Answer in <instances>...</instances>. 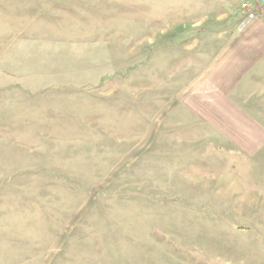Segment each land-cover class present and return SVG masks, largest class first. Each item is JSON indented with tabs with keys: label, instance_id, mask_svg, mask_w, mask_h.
<instances>
[{
	"label": "rangeland",
	"instance_id": "374dc122",
	"mask_svg": "<svg viewBox=\"0 0 264 264\" xmlns=\"http://www.w3.org/2000/svg\"><path fill=\"white\" fill-rule=\"evenodd\" d=\"M262 1L0 0V264H264V151L187 105Z\"/></svg>",
	"mask_w": 264,
	"mask_h": 264
},
{
	"label": "crops",
	"instance_id": "0c3cea01",
	"mask_svg": "<svg viewBox=\"0 0 264 264\" xmlns=\"http://www.w3.org/2000/svg\"><path fill=\"white\" fill-rule=\"evenodd\" d=\"M242 32L187 105L212 141L251 157L264 151V108L255 107L264 104V18Z\"/></svg>",
	"mask_w": 264,
	"mask_h": 264
},
{
	"label": "built area",
	"instance_id": "2783aa9c",
	"mask_svg": "<svg viewBox=\"0 0 264 264\" xmlns=\"http://www.w3.org/2000/svg\"><path fill=\"white\" fill-rule=\"evenodd\" d=\"M258 18L257 11H250L239 23L238 30L243 31L246 29L250 24H252ZM260 18H264V0L262 1L261 5V16Z\"/></svg>",
	"mask_w": 264,
	"mask_h": 264
}]
</instances>
